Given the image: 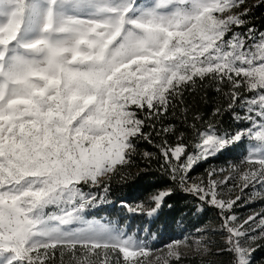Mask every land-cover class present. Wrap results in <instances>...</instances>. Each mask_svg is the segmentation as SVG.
Instances as JSON below:
<instances>
[{
  "label": "snow or ice",
  "instance_id": "snow-or-ice-1",
  "mask_svg": "<svg viewBox=\"0 0 264 264\" xmlns=\"http://www.w3.org/2000/svg\"><path fill=\"white\" fill-rule=\"evenodd\" d=\"M0 4L10 9L0 21V264L180 262L182 241L165 245V256L149 246L169 234L162 218L180 193L198 201L196 211L217 210L231 264H252L248 241L257 236L248 232L264 237V215L239 222L232 209L240 196H226L237 186L264 190V31H236L264 0H43L31 40L21 39L30 0ZM72 6L95 11H59ZM209 87L224 104L214 120L193 112L189 123L186 93ZM225 112L239 127H218ZM170 117L191 136L165 124ZM218 155L242 162L223 181L213 179L216 169L192 180L196 166ZM137 158L155 162L164 183L136 204L121 201L144 217L129 234L93 209L111 202L114 180L139 175L131 172ZM202 239L195 246L206 252Z\"/></svg>",
  "mask_w": 264,
  "mask_h": 264
},
{
  "label": "trees",
  "instance_id": "trees-1",
  "mask_svg": "<svg viewBox=\"0 0 264 264\" xmlns=\"http://www.w3.org/2000/svg\"><path fill=\"white\" fill-rule=\"evenodd\" d=\"M251 0H248L250 2ZM258 3V2H257ZM254 27L258 32L264 31V7H256L251 13L249 24L245 25L242 33L247 27ZM204 99H201V97ZM218 94L212 88L197 89L195 92L186 93V104L189 107L188 122L192 123L191 113H199L203 116L204 121L214 120L212 117L213 110L218 104L223 105L222 99H217ZM207 102H204V101ZM179 115V111L177 113ZM165 124H173L178 131H184L186 136H191V130L183 126L180 119L169 118L164 121ZM203 122H199L197 126H201ZM218 127L221 129H235L239 127L233 120L231 113L225 112L219 119ZM141 151H156L152 145L147 143H141L138 145ZM247 153H245L246 156ZM241 159L228 157L225 158L221 155L211 158L209 161H205L203 164L196 166L193 172L189 175L193 178L198 175L208 173L212 169L219 167H226L229 164H238ZM145 167H151V172H141L140 169ZM157 164L153 162L150 166L146 164L140 158H137L135 165L132 167L131 172L133 174L139 172L138 176L129 180L127 183L120 180H114L112 182L108 198L111 201L107 204H102L100 207L93 209L95 218H106L110 221H116L122 227H128L129 232H133L135 229L142 227L144 224V217L132 216L128 214L119 205L121 201H127L130 204H136L140 200L144 199L147 189H151L155 184H162L164 181L159 177L156 171ZM148 177L142 180L141 177ZM198 201L192 196H185L180 193L173 197V206L171 209L165 210V215L162 218L163 221H167L171 224L169 234L161 241L158 240V246L167 245L174 240H180L185 234H195L196 229H202L206 227L214 216L218 215L215 208L205 207L202 211H196ZM160 227V225H157ZM186 230V231H185ZM228 253L221 252L214 254L213 258H204L198 255L181 257V261H172V264H230L229 259L226 256ZM252 264H264V240H262L254 253L251 256Z\"/></svg>",
  "mask_w": 264,
  "mask_h": 264
},
{
  "label": "rangeland",
  "instance_id": "rangeland-1",
  "mask_svg": "<svg viewBox=\"0 0 264 264\" xmlns=\"http://www.w3.org/2000/svg\"><path fill=\"white\" fill-rule=\"evenodd\" d=\"M258 0H251L250 4H256ZM45 5L43 4V0H30V9L27 14V22L25 25V29L23 32V35L21 36L22 40H31L34 39L36 36L39 35V24L42 19V14L44 11ZM10 11L9 7H7L5 4H0V21H2L6 14ZM61 14H71V15H78V16H90L94 14V7L92 6H82V7H65L61 8L60 10ZM236 31H239L242 33V30L236 29ZM249 149L251 148V144L248 145ZM247 155V154H246ZM242 160L239 162L241 163ZM229 164L226 167H219L216 168V174L213 176V179L217 181H223L225 178H229L232 176V172L230 169ZM220 169H224V171H219ZM208 173L198 175L192 178L194 181H199L200 179L207 178ZM233 181L229 179L228 184H220L219 188L227 189L230 184H232ZM219 190V189H218ZM254 191H264L259 188V185H257L256 189L254 190L252 186L250 185L249 188L244 189L243 192H241L240 188L237 186L232 189L231 193L226 196L228 198L235 199L237 195L240 196V199L236 202V204L233 206V213L237 216V220L239 222H243L246 220L249 216H253L256 213H260L261 215H264V198H261L260 196H253ZM260 219V216H257V220ZM255 223V221L251 222ZM221 224L222 220L219 215H215L214 218L210 221V223L200 229L199 232H196L195 234H185L183 238L180 239L182 243L179 245V250L182 253L181 257H188V256H200L204 258H213L214 254L221 253V248L224 244V234L221 232ZM245 229L249 228V225L244 226ZM125 231L127 233H132L128 231V227H124ZM260 229H257L256 231H249V236H257V239L254 241H248V246L255 249L257 248L258 244L264 240V237H259ZM199 237H203L201 240L202 245H206L207 251L206 252H199L196 249L195 246V240ZM187 238V239H186ZM247 240V237L244 238ZM158 240L150 242V247L154 250L153 251V257L156 255L165 256L167 253V248L165 245L158 246ZM187 245V246H186ZM254 250V251H255ZM252 251V254L254 253ZM228 253V252H225ZM229 254V253H228ZM227 259H229V263L231 264L232 257L231 255L226 256Z\"/></svg>",
  "mask_w": 264,
  "mask_h": 264
}]
</instances>
